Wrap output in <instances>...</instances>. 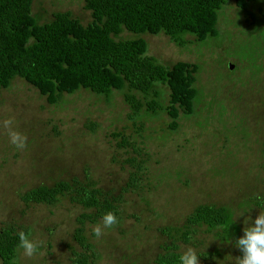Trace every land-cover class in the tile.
<instances>
[{
    "label": "trees",
    "instance_id": "obj_1",
    "mask_svg": "<svg viewBox=\"0 0 264 264\" xmlns=\"http://www.w3.org/2000/svg\"><path fill=\"white\" fill-rule=\"evenodd\" d=\"M82 1L84 10L89 13L88 22H82L70 11L50 14L41 10L35 13L34 0H0V107L6 104L4 95L17 79L34 88L51 107L59 106L65 96L86 93L96 100H103L110 108L114 96L121 94L123 104L128 107L125 125L105 136L109 144L113 142L111 165L126 176L120 181L117 179L121 174H116L110 181L109 177L99 181L87 169L82 175L68 177L55 167L61 175L48 171L49 175L43 176L42 181L28 180L38 183L21 192L17 190V198L24 207L20 209L16 204L17 211L11 214V221H5L0 226L1 264H18V233H29L30 228L17 224L14 216L32 207H42L49 219L58 208L69 210L70 206L78 211L70 233L76 246L75 249L70 248L71 264H95L100 259L92 241L95 238L92 230L108 212L121 219L120 208L126 196L132 205L138 201L145 202V212L152 218L154 208L151 204L153 198L159 196L157 191L164 182L165 165L157 168L149 165L151 156L146 151L145 142L158 131L151 127L147 129V121L166 118L160 132L177 134L180 120L192 119L196 127L202 128L201 133L196 135L200 147L206 139L210 140L215 150L223 151L225 145L226 149L235 146L239 128L234 130L237 127L229 122L237 118L223 115L219 110L217 113L215 108H219V103L223 101L221 92H215L220 85L216 78L227 74L229 65L227 69L224 59L210 64L205 68L207 73L208 70H215L214 67L218 70L210 76L207 89H199L197 79L204 71L205 62L178 60V57L172 63L159 60L149 55L147 37L162 34L182 51L192 43L221 41L223 33L220 25L225 24L221 16L229 6L235 8L239 20L233 23L227 19L229 27L235 31L240 27V34L244 35L258 29L264 32V0ZM228 32V41L234 47L227 46L224 52H231L235 65L240 66V55L234 51L239 30ZM258 88V93L262 95L264 86ZM166 92L167 98L164 97ZM89 104L91 110L86 107L82 114L84 131L80 129L79 137L88 131L93 134L89 136L94 141V136H98V123L93 114L97 115L101 110L93 108L92 101ZM97 117L101 118V115ZM40 120L43 139L51 142L50 139H58L62 135L58 126L53 125L52 118L40 117ZM227 134L229 136L222 137ZM156 138L160 140L163 137ZM188 143L186 141L187 146ZM1 151L2 169L8 164L6 155L13 153L12 158L16 159L18 151ZM198 156L206 157L202 154ZM204 173L205 170H202V177H206ZM8 177L6 175L5 178ZM194 200L190 213H183L176 223L168 225L157 221L155 232L149 228L156 225L151 223V218L144 224L142 217L134 215V209L132 215L124 214L125 218L130 217L144 224L141 228H148L154 238L161 239L156 244L151 264H180V255L189 247L195 249L200 264H218L223 261L224 250L239 239L238 231L242 225L236 221L227 203L217 199L208 203L199 198ZM64 201L67 203L64 204ZM251 203L255 208L250 212L253 216L264 211V197ZM5 207L12 210L11 205L10 208ZM61 218L64 220V216L58 215V219ZM51 228L48 229L50 234L56 230L55 226ZM112 230L117 231L119 237L125 233L123 225Z\"/></svg>",
    "mask_w": 264,
    "mask_h": 264
},
{
    "label": "rangeland",
    "instance_id": "obj_2",
    "mask_svg": "<svg viewBox=\"0 0 264 264\" xmlns=\"http://www.w3.org/2000/svg\"><path fill=\"white\" fill-rule=\"evenodd\" d=\"M41 10L50 14L55 11H70L82 22L89 20V13L84 10L82 0H34L33 11L37 13ZM236 12L233 6H229L222 13L221 18L225 24L222 23L220 29L223 37L215 43H192L182 51L162 34L147 37L149 55L159 60L172 63L178 57V60L205 62L204 71L200 72L197 79L199 89H207L210 76L218 70L214 67L215 70H208L207 73L206 69L210 64H217V60L224 59L227 69L229 64L236 66L235 70L229 69L227 74H220L219 79L216 78L217 84L220 85L215 92H221L223 101L219 103V108H215L217 113L219 110L223 115L237 118L239 122H229L237 127L234 130L239 128L237 139L234 148L229 146L226 149L224 144L223 151L215 150L208 139L199 146L196 135L201 133L202 128L196 127L192 119H181L180 131L177 134L160 132L166 118L147 121V129L151 127L155 132L158 131L157 135L152 134L149 136L151 140L146 139L145 142L146 151L151 156L149 165L152 168L165 165L164 182L157 191L159 196L153 198L151 204L154 208L153 216L151 218L145 212V202L138 201L136 205H132L126 196L120 208L122 218H118L117 226L120 228L123 225L125 233L119 237L117 231L109 229L104 230L105 234L101 238H92L100 256L95 264H151L156 252L155 247L161 239L154 238L150 230L155 232L157 221L163 225L176 223L183 213H190L192 202L196 198L207 203L216 199L227 203L234 212L236 221L242 225L238 231L239 238L243 237L244 228L253 226L259 216H253L250 212L255 210L251 202L264 197V92L262 95L258 93V87L264 86V32L258 29L244 35L240 34L242 29L237 28L239 32L236 35L234 51L240 55V66L235 65L233 54L224 52V49L227 46L234 47L228 41V31L233 30L236 33L237 30L226 23L227 19L233 23L239 21ZM164 95L167 98V92ZM4 97L6 104L0 107V152L15 149L18 151V157L14 159L13 153L10 156L7 154L8 164L0 168V226L5 221H11L10 216L13 212L16 213L17 205L20 209L24 207L17 198V190L21 192L37 185L35 183L38 182L33 184L28 180L42 181L43 176L49 175L48 171L55 175V167H59L63 171L61 174L68 177L82 175L83 170L87 169L88 173L99 181L106 177H109L110 181L116 174H121L117 180L125 179L126 175L111 165L113 142L109 144V139L105 136L106 133L125 125L128 107L123 104L121 94L114 96L110 108L103 100H96L86 93L65 96L59 106L51 107L34 88L17 79ZM91 101L93 108L99 107L101 110L98 113L101 118L97 117L98 114H93V119L98 123V136H94V141L91 140L92 136H89L93 134L88 131L83 137H79L80 129L84 131L82 114L86 107L91 110ZM39 113L41 114L37 116ZM40 117L52 118L53 125L58 126L62 135L58 139H50L51 142L43 139ZM10 118L13 120V128L28 138L27 148L24 150H18L10 143L7 129L2 124ZM157 136L163 138L158 140ZM226 136L229 134L222 137ZM186 141L189 142L188 146ZM201 154L206 157H199ZM1 164L0 160V166ZM202 170H205L206 177L200 174ZM6 175L10 177L5 178ZM14 197L18 202H15ZM66 203L64 201V204ZM10 205L12 210L6 209L5 206L10 208ZM68 209L58 208L50 219L42 207H32L23 210L22 214H15L14 220L17 224L30 228L34 240L43 241L38 253L31 258L24 256L21 250L18 253V264H71L70 248L75 249L76 246L70 238V233L78 211L70 206ZM132 209L136 211L134 215L142 217L143 222L151 218V223L156 225L149 227L150 230H145L141 228L145 222L141 224L130 217L125 218L124 214L128 213L130 216L134 213ZM60 214L66 222L62 218L58 219ZM245 220H249L248 225H245ZM51 226H55L56 230L50 234L48 229H52ZM236 240L238 239H235L234 245L224 250L221 256L223 261L218 264H236V258L242 257V252L236 247Z\"/></svg>",
    "mask_w": 264,
    "mask_h": 264
},
{
    "label": "clouds",
    "instance_id": "obj_3",
    "mask_svg": "<svg viewBox=\"0 0 264 264\" xmlns=\"http://www.w3.org/2000/svg\"><path fill=\"white\" fill-rule=\"evenodd\" d=\"M2 124L7 129L10 143L18 150H24L27 147V136L13 128L11 118L4 120ZM248 223L249 220H245V225ZM118 224V217L113 212H108L92 231L95 238L99 239L105 234L104 229H112ZM18 240L16 251L22 250L23 255L29 258L36 255L43 245V241L34 240L30 232L20 231ZM236 247L242 252V257L236 258V264H264V211L255 219L253 226L244 228V235L236 241ZM179 260L180 264H200V258L192 247L187 248Z\"/></svg>",
    "mask_w": 264,
    "mask_h": 264
},
{
    "label": "water",
    "instance_id": "obj_4",
    "mask_svg": "<svg viewBox=\"0 0 264 264\" xmlns=\"http://www.w3.org/2000/svg\"><path fill=\"white\" fill-rule=\"evenodd\" d=\"M233 68H234V65L229 64V69H230V70H233Z\"/></svg>",
    "mask_w": 264,
    "mask_h": 264
}]
</instances>
